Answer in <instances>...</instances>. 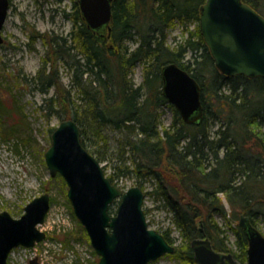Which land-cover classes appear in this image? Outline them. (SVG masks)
Wrapping results in <instances>:
<instances>
[{
	"label": "trees",
	"instance_id": "1",
	"mask_svg": "<svg viewBox=\"0 0 264 264\" xmlns=\"http://www.w3.org/2000/svg\"><path fill=\"white\" fill-rule=\"evenodd\" d=\"M243 1L264 16V0ZM203 3L113 0L108 36V31L87 28L74 2L73 27L67 36L38 31L29 35L31 41L39 37L46 45L30 81L43 93L53 89L43 104L46 114H54L59 121H76L82 145L99 161H110L108 178L113 184L121 177L135 178L140 187L153 181L145 195L160 201L180 240L171 257L183 264H198L190 243L206 236L216 251L232 252L238 264H246L248 246L242 227H234L235 241L230 246L215 215L229 222L245 215L257 228L258 220H264V78L225 75L214 65L199 24L195 30L187 27L198 22ZM175 23L182 25L187 36L168 45L167 33ZM71 62L75 64L74 92L62 83L59 72L60 63L71 67ZM170 62L188 71L201 87L199 123L184 122L162 93L161 67ZM137 64L142 69L140 83L132 80ZM165 106L172 110V118L162 126ZM7 109L0 106L1 121ZM13 111L7 114L17 125L21 117ZM5 128L9 130L1 133L5 139L17 129ZM108 130L117 146L107 156L94 148L110 137ZM149 210L144 208L145 214ZM78 228L85 235L80 223ZM156 229L175 243L171 227ZM64 236L61 240L66 243L71 234Z\"/></svg>",
	"mask_w": 264,
	"mask_h": 264
},
{
	"label": "water",
	"instance_id": "2",
	"mask_svg": "<svg viewBox=\"0 0 264 264\" xmlns=\"http://www.w3.org/2000/svg\"><path fill=\"white\" fill-rule=\"evenodd\" d=\"M113 0H77L87 28L94 32L111 30ZM9 0H0V44L8 14ZM199 27L214 65L225 75L242 74L264 78V16L243 0H205L199 7ZM162 93L179 111L186 123H199L203 116L201 87L177 63L161 67ZM44 152L50 176L59 174L67 185L72 211L88 235L98 264H149L163 254L174 253V244L150 228L143 208L144 191L139 185L128 189L112 184L104 167L82 145L80 128L72 118L60 120L51 133ZM118 200L115 212L109 207ZM224 204H227L226 200ZM50 207L49 194L43 192L24 207L19 218L0 211V264H6L14 247H33L44 240L39 229ZM238 225L247 239V264H264V235L241 215ZM200 229L202 230L201 224ZM198 264H236L230 252L212 248L206 236L190 243ZM28 264H39L37 257Z\"/></svg>",
	"mask_w": 264,
	"mask_h": 264
},
{
	"label": "rangeland",
	"instance_id": "3",
	"mask_svg": "<svg viewBox=\"0 0 264 264\" xmlns=\"http://www.w3.org/2000/svg\"><path fill=\"white\" fill-rule=\"evenodd\" d=\"M9 1V11L2 30L3 44L0 45V97L2 99L0 106L8 107L3 114L4 119L0 120V211L5 210L12 217L19 218L24 212L25 205L43 192L49 194L50 208L39 226L40 230L46 233L44 240L35 243L34 247L13 248L6 264H28L34 257H37L39 264H98L99 256L89 243L87 233L85 232L84 235L78 228L80 222L68 201L67 185L60 180L59 174L50 176L44 159V152L51 143V133L60 122L54 114L47 115V107L43 105L45 97L51 95L53 89L43 93L39 88H35V83L30 81L31 76L35 75L40 67V57L46 45L39 37L31 41L29 35L38 31L67 36L73 27L71 15L76 0ZM197 24L199 23L191 22L187 27L189 30H195ZM186 33L181 24L175 23L167 33V44L173 45L175 40L185 38ZM134 45V42L130 43L131 47ZM70 64H72L71 67L60 63L59 72L62 75V83L68 87L72 86V92H74L76 82L71 81V74L75 64L74 62ZM132 80L136 83L142 82V69L139 64L133 67ZM11 108L16 111L19 118L21 117V122L17 125L11 123L7 114ZM161 111V125L167 126L171 122L172 110L165 106ZM9 126H16L17 129L12 134H7L9 138L5 139L1 133L9 131L5 128ZM108 131L110 137H107L104 143L102 139H99L98 142L102 144L94 148L107 156L117 146L114 141L115 135ZM99 162L108 176L112 171L110 161L105 159ZM132 185H137L133 177H121L116 184L123 189H128ZM141 188L144 192L151 190L153 181L149 179L143 182ZM221 196L224 198L223 194ZM144 197L143 208L150 209L145 214L147 221L150 222L149 227L154 229L171 227L172 236L176 239L175 244H178L180 240L177 239V231L172 227L167 211L160 206V201L151 194ZM117 203L118 200L112 204V212L116 210ZM215 216L225 230L228 244L232 246L235 241L234 227L239 219L229 222L221 215ZM257 224L264 235V220H258ZM67 232L71 234V237L63 243L61 239ZM149 264L183 263L171 257L170 254H163Z\"/></svg>",
	"mask_w": 264,
	"mask_h": 264
},
{
	"label": "flooded vegetation",
	"instance_id": "4",
	"mask_svg": "<svg viewBox=\"0 0 264 264\" xmlns=\"http://www.w3.org/2000/svg\"><path fill=\"white\" fill-rule=\"evenodd\" d=\"M74 6V5H73ZM76 7H78V3H77V0H76ZM74 8V7H73ZM78 9H79V13H80V15H81V12H80V7H78ZM81 18H82V15H81ZM84 20V19H83ZM85 22V21H84ZM243 231V230H242ZM243 234H244V232H243ZM246 237V236H245ZM174 245H175V243H174ZM247 251V250H246ZM223 253H226V252H223ZM231 254H232V258H234L233 257V253L232 252H230ZM246 256H247V254H246ZM234 260H235V263L236 264H238V262H237V260H236V258H234ZM222 264H231L229 261H225V262H223ZM246 264H247V261H246Z\"/></svg>",
	"mask_w": 264,
	"mask_h": 264
}]
</instances>
